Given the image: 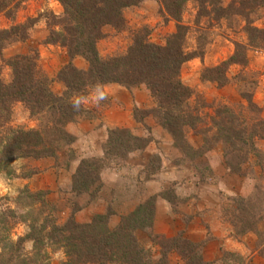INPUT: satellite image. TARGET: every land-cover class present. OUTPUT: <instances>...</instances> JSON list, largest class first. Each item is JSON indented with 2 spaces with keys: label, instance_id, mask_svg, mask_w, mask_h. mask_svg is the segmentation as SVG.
I'll return each mask as SVG.
<instances>
[{
  "label": "trees",
  "instance_id": "trees-1",
  "mask_svg": "<svg viewBox=\"0 0 264 264\" xmlns=\"http://www.w3.org/2000/svg\"><path fill=\"white\" fill-rule=\"evenodd\" d=\"M57 1L62 6V13L58 16L52 14L51 18L52 25H57V29L50 28L43 43L64 47L68 56L67 63L55 76L62 85L59 94L51 89V79L38 63L37 51L33 49L6 58L2 55L7 46L28 38L34 22L0 26V60L10 71L9 79L5 81L1 77L0 66V172L12 175L10 164L16 158L57 157L59 150L70 147L74 137L65 125L80 116L90 117L92 112L83 107L82 99L91 88L107 83H116L127 89L144 85L153 98L154 106L148 109L133 107V118L142 121L144 116L151 115L156 124L171 135L175 146L189 154L190 159L197 157L196 150L205 152L213 144L220 143L230 172L243 174L246 162H252L259 171L264 170V149L257 144L258 140L264 139V117L260 108L252 103L250 93H240L245 105L242 103L236 111L227 107L218 111V107L219 120H212L216 131L209 136V129L201 127V148H191L183 135L188 128L196 126L189 103L192 90L179 77L180 67L185 61L203 55V46L197 38L193 49L187 48L188 26L180 22L186 2L197 3L199 16H211L216 21L235 13L245 21L246 42H234L233 53L217 64L204 66L200 71L201 81H215L223 85L227 82L226 71L231 64H245L246 49H264V26L253 23L264 7V0H231L225 6L222 0H159L162 9L175 20V31L167 35L165 43L156 44L148 41L145 34H136L124 52L106 57H101L96 48L97 41L105 34L103 28L110 25L121 29L125 23L124 9L138 5L142 0ZM20 2L0 0V12L13 19ZM249 14H253L252 17ZM76 56L84 58L87 63L85 68L74 66L72 59ZM16 106H20L27 116L35 118L36 125L25 127L13 124ZM148 140V136H137L127 128H107L102 145L103 155L141 149ZM191 149L192 153L188 151ZM70 156L73 157V153ZM90 157L81 158L72 174L71 192L76 195L88 192L99 180L98 170L104 162L101 157ZM24 191L30 198L29 204L35 205L28 213L20 214L21 220L29 222L25 234L17 236L16 240L10 239L9 228L17 222V212L12 208L0 210V264H48V247L62 251L60 264H171L168 254L172 250L181 258V264L211 263L201 257L202 241L188 240L180 233L167 237L151 231L157 194L148 196L122 214L118 223L110 227L108 220L111 212L94 213L90 220L84 222L77 221L71 213L60 223L43 198L46 191ZM41 205L47 206V210ZM79 208L75 206L74 210ZM243 211V216L249 217L247 224L242 218V210L235 209L233 213L225 214L233 225L235 235L249 230L257 232V224L264 218L261 207L258 212L246 207ZM9 219L12 221L9 222ZM234 221L241 223L239 228H234ZM138 228L146 230L154 242L161 239L158 241L161 248L158 256L140 243L135 234ZM257 234L261 235L259 231ZM26 240L31 241L28 252L23 249ZM226 253L224 264H230L227 256L233 255V252Z\"/></svg>",
  "mask_w": 264,
  "mask_h": 264
},
{
  "label": "rangeland",
  "instance_id": "rangeland-1",
  "mask_svg": "<svg viewBox=\"0 0 264 264\" xmlns=\"http://www.w3.org/2000/svg\"><path fill=\"white\" fill-rule=\"evenodd\" d=\"M230 1L222 0V5L225 6ZM198 12L199 7L195 1L186 2L180 22L188 26L187 48L193 49L197 38L203 46V55L201 58L194 57L185 61L180 67L179 77L192 90L189 103L193 108L191 114L196 124L195 128L193 126L188 128L183 136L191 148L200 149L203 143L201 127L209 129V136L212 131L215 132L216 125L212 120L216 121L219 117L217 108L219 107L218 111L224 107L236 111L242 107V103H245L240 96L242 91L250 93L252 103L260 108V114L264 117V49L257 47L246 49L245 64H231L226 71L225 84L201 81L199 78L201 69L227 58L233 53L234 42H246V34L243 29L245 21L235 13L215 21L210 18L211 16H199ZM61 13L62 6L57 0H21L14 11L13 19H10L6 13L0 12L1 27H7L12 23L34 22L28 38L7 46L2 52L3 57L33 49L37 51L38 63L51 79V89L57 94L60 93L62 85L55 79L56 72L67 63L68 56L64 47L43 43V39L50 28L57 29V25H52V14L58 16ZM123 16L125 23L121 29L110 25L103 28L105 34L96 43L101 57L124 52L136 34H145L148 41L163 45L167 35L175 31V20L162 9L159 0H142L138 5L126 7ZM253 23L264 26V7L260 9ZM72 63L81 69L87 65L81 56L74 57ZM0 66L1 77L6 81L9 79L10 71L1 60ZM101 91L102 86L93 87L82 99L86 110L87 103L93 98L97 99V94L100 96ZM146 116L149 117L144 116L145 121L157 127V130H151L150 126L143 124L145 133L140 137L148 136L147 144L141 149L121 151L117 155L102 154L100 157L104 164L98 170L99 180L89 188L88 192L78 195L71 192L73 173L69 172L68 166L74 154L73 157L70 156L73 150L69 146L59 150L57 157L14 159L10 164L12 175L6 176L2 171L0 172V210L12 208L17 212V222L9 228L10 239L16 240L17 236L25 234L29 229L28 220H21L20 214L28 213L35 205L29 204L30 198L27 197L24 189L46 191L43 198L48 206L52 207L51 211L60 223L71 213L77 221L84 222L90 220L94 213L111 212L108 220L110 227L118 223L122 214L132 210L148 196L157 194L158 197L163 198L162 194L168 197V199L163 198L167 208L165 205L161 207L156 223L154 212L151 229L153 233L167 237L180 233L188 240L202 241L201 257L211 262L210 264H224L226 251L233 252V255L227 256L230 258V264H251V253L246 251L241 254L236 250L233 251L231 242L228 240L226 242V235L238 239L242 234H234L233 225L225 214L233 213L235 209L242 210V218L247 224L249 217L243 216L245 207L255 212L261 207V212H264V170L259 171L252 162L249 164L246 162L243 166V174L230 172L225 165L223 146L220 143L213 144L205 152L199 153L196 150L197 157L190 159L189 154L186 155L175 146L171 135L156 124L151 115ZM79 118L89 117L80 116L75 120ZM12 122L25 127L36 125L35 118L24 114L20 106L15 107V119ZM150 140L154 141L149 143ZM257 144L264 149V139L258 140ZM188 151L193 152L192 149ZM211 164L214 168H211ZM114 170L116 176L103 175V172H114ZM36 206L39 207L37 204ZM41 206L47 210V206ZM75 206L80 208L74 210ZM203 209H207V213H204ZM209 210L220 212L223 217L224 222L219 223L218 226V236L215 235L218 229L212 224L208 226L201 221L202 217H205L212 222L215 212ZM11 221L12 219H9V222ZM234 223H236L235 229L239 228V224L241 225L236 221ZM222 224L227 226L222 227ZM168 229L171 230L170 233L163 232ZM135 234L140 243L148 246L154 256H158L161 249L158 241L161 239L152 241L147 231L140 228L136 229ZM261 242H264V236L258 235L255 250L264 258V245L261 246ZM50 248H47L48 264H60L63 258L62 251ZM23 249L26 252L31 249L30 240L23 242ZM168 255L171 264L182 263L175 251H170Z\"/></svg>",
  "mask_w": 264,
  "mask_h": 264
},
{
  "label": "crops",
  "instance_id": "crops-1",
  "mask_svg": "<svg viewBox=\"0 0 264 264\" xmlns=\"http://www.w3.org/2000/svg\"><path fill=\"white\" fill-rule=\"evenodd\" d=\"M99 94H101V97L97 94L98 98H93L86 105L87 110L92 112L89 118H79L67 124V130L74 136V140L70 145L74 157L71 159L68 166L69 172L71 173L75 171L81 158L90 156L100 157L103 154L102 145L106 138L107 128H127L133 134L139 136L145 133L142 128L143 124L150 126L151 130L157 128L156 125L149 124L145 121V117L149 116H145L142 121L136 120L132 116L133 107L148 109L153 105V98L144 85L127 89L116 83H107L102 86V91ZM152 141L154 140H150L149 143ZM211 168H214L212 164ZM104 174L107 176H116L115 170L114 172H103V175ZM101 178L105 180L104 177L101 176ZM163 200V198L158 196L156 198L155 223L158 212L161 211V207L165 205V208H167V204ZM209 211L215 212L214 210ZM203 212L207 213V209H203ZM214 214L215 215L211 219L212 222L205 217H202L201 221L207 223L208 226L212 224L215 229H218L219 223L224 222V220L220 212H215ZM222 225V227L227 226L225 224ZM164 230L163 232L165 233L171 232L170 229ZM257 230L264 236V218L259 220ZM218 232L219 229L215 235L218 236ZM226 236V242L228 240L234 247L232 248L233 251L236 250L241 254L247 251V253H251V264L254 262H261L264 264L263 256L255 250V242L258 240L257 232L249 230L241 236H238V239L232 238L229 235ZM262 245H264V242H261V246ZM226 248L229 249L230 247Z\"/></svg>",
  "mask_w": 264,
  "mask_h": 264
}]
</instances>
